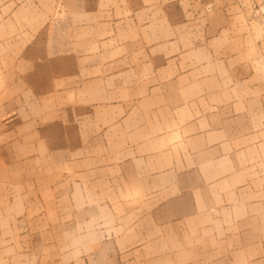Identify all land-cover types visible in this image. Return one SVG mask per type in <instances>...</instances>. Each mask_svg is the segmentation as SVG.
<instances>
[{"label":"crops","instance_id":"1","mask_svg":"<svg viewBox=\"0 0 264 264\" xmlns=\"http://www.w3.org/2000/svg\"><path fill=\"white\" fill-rule=\"evenodd\" d=\"M5 3L9 182L39 153L46 198L136 216L142 264H264V0Z\"/></svg>","mask_w":264,"mask_h":264},{"label":"rangeland","instance_id":"2","mask_svg":"<svg viewBox=\"0 0 264 264\" xmlns=\"http://www.w3.org/2000/svg\"><path fill=\"white\" fill-rule=\"evenodd\" d=\"M8 8L7 3L0 5V18L4 19L0 22L2 57L8 55L10 33L21 31V25L8 22ZM3 14L6 16L3 17ZM254 14L258 17L263 16L264 4L255 7ZM32 26L36 25H24V29L27 28V31H30ZM129 42L141 41L130 40ZM0 60L3 62L2 58ZM6 67L0 63V76ZM117 74L121 77L123 73ZM133 74L126 73V76L130 79ZM118 75L114 77V84L121 79ZM114 95H118L116 88ZM3 113L0 106V118ZM2 122L4 121L0 119V264H97L98 256L112 258L109 264H142L143 261L139 260L143 259L144 252L151 255V248L145 249L137 244L139 241H130L136 238L133 228L137 221L136 216H133L134 221H130L131 225L125 224L124 219L128 218L127 210L114 213L112 210L104 209L103 201L98 200L93 201V204H97L98 207L92 214H88L85 213L88 208L84 206L88 201H80V205L76 207L74 206L76 202L74 203L73 200L60 198L69 195L68 193H63L59 198H54L58 194L53 193V197L50 193L52 197L46 198L47 184L31 181L32 177L34 180L49 176L45 174L47 169H43L44 171L40 169L43 164L39 161L42 160L39 153H32L30 157L35 162L32 163L33 168L28 172L29 180L14 184L9 182V156L6 151L9 142L8 137L3 134L8 128L3 127ZM68 147L71 146L68 145ZM48 154L50 160H56L54 156L58 154H65V157L60 159L69 160L79 153L70 151ZM101 155L102 158L106 156L105 153ZM110 155L113 159H120L119 152L108 153L109 160L112 158ZM255 170L258 174L259 170L262 174L264 173L263 167ZM61 172L62 181L66 176L71 178V175L66 174L65 168H61ZM100 204L103 206L100 207ZM122 238H124L123 242L118 241ZM117 241L118 247L105 248V244ZM119 243L122 246H119Z\"/></svg>","mask_w":264,"mask_h":264}]
</instances>
